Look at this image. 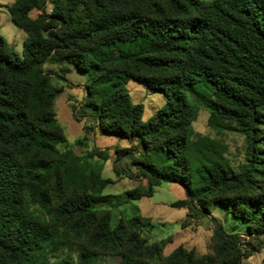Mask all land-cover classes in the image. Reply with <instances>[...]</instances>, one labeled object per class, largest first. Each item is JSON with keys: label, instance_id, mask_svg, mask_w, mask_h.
Returning a JSON list of instances; mask_svg holds the SVG:
<instances>
[{"label": "trees", "instance_id": "1", "mask_svg": "<svg viewBox=\"0 0 264 264\" xmlns=\"http://www.w3.org/2000/svg\"><path fill=\"white\" fill-rule=\"evenodd\" d=\"M16 0L6 7L27 38L19 56L0 35V264H50L56 245L46 224L66 221L95 249L121 264H241L219 227L214 255L183 247L169 257L164 244L141 238L144 219L99 221L89 180L68 181L69 153L58 124L45 64L67 62L86 73L84 107L100 129L136 143L133 156L147 188L128 198H151L154 188L177 184L190 217L221 206L250 236L264 234V0ZM40 12L35 19L31 12ZM163 94L166 103L148 122L126 84ZM201 104L209 126L246 141V165L235 171L222 146L196 135ZM76 189L80 195H76ZM71 193L72 198H67ZM38 216L30 214V208ZM192 215V216H191ZM57 225V224H56ZM94 251L80 264H92ZM58 264H67V261Z\"/></svg>", "mask_w": 264, "mask_h": 264}, {"label": "rangeland", "instance_id": "2", "mask_svg": "<svg viewBox=\"0 0 264 264\" xmlns=\"http://www.w3.org/2000/svg\"><path fill=\"white\" fill-rule=\"evenodd\" d=\"M15 1L0 0V6ZM51 2L47 0L48 13L52 11ZM39 14V11L33 10L31 17L35 19ZM0 35L19 56H23L27 35L13 23L8 10L1 7ZM43 68L51 77L52 88L58 91L54 99V111L66 142L57 148L62 154H70L63 177L71 182L88 178L89 194L94 198H105L103 202L92 206L99 214V221L110 216L111 224L116 225L131 217L144 219L145 225L140 229L141 238L148 244L163 243L165 257H169L179 247L188 251L195 250L198 256L214 255L213 237L222 227L227 237L231 238L228 245L230 252L240 257L241 264H264V234L248 235L244 224L233 219L225 208L218 205L210 208L208 217H190L187 209L174 206L186 200L185 189L177 184L164 183L154 188L151 198L130 200L129 192L148 186L147 181L139 176L138 165H135L132 156H121L124 151L136 156L134 145L137 141L131 143L103 132L90 117L92 110L83 106L88 79L86 73L78 71L67 62L47 63ZM126 90L133 104L143 106L145 123L166 103L163 94L150 91L134 81L126 84ZM193 104L197 109L192 125L195 134L219 143L225 161L232 169L240 171L246 165L244 136L237 132H218L212 129L209 126L210 113L201 104ZM75 193L80 195V190L76 189ZM72 197L71 193L67 194V198ZM29 211L31 215L38 216V211L33 207ZM45 221L56 238V245L48 251L50 264L63 261H67V264H80V257L86 251L95 252L92 264H121V257L95 249L86 237L75 231L71 223L52 222L49 217Z\"/></svg>", "mask_w": 264, "mask_h": 264}, {"label": "crops", "instance_id": "3", "mask_svg": "<svg viewBox=\"0 0 264 264\" xmlns=\"http://www.w3.org/2000/svg\"><path fill=\"white\" fill-rule=\"evenodd\" d=\"M15 2H16V1H15ZM15 2H14V3H15ZM14 3H13V4H14ZM11 5H12V4H10V5H1L0 7H1V8H5L6 10H8V9L6 8V6H11ZM8 12H9V11H8ZM22 31H23V30H22Z\"/></svg>", "mask_w": 264, "mask_h": 264}]
</instances>
